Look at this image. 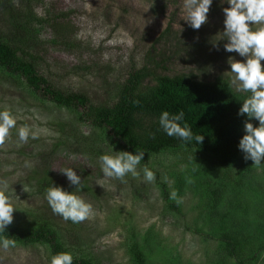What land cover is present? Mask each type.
<instances>
[{
  "label": "rangeland",
  "instance_id": "1",
  "mask_svg": "<svg viewBox=\"0 0 264 264\" xmlns=\"http://www.w3.org/2000/svg\"><path fill=\"white\" fill-rule=\"evenodd\" d=\"M226 2L213 0L207 23L193 30L185 22L184 0H0V39L14 33L11 18L31 19L24 51L30 52L37 73L55 89L84 95L93 106L112 105L126 73L141 68L147 52L162 60L160 76L191 75L208 83L221 76L231 82L227 61L242 58L224 50ZM61 15L74 47L54 46L53 32L39 25V19ZM168 26L170 37L180 42L155 45ZM211 56L214 63L204 62ZM155 84L150 81L148 87ZM2 111L17 120L0 143V182L8 184L16 209L9 227L30 231L47 224L66 252L93 264H264V251L253 259L264 245V162L256 165L241 155L220 168L196 151L167 150L149 155L148 163L141 161L137 168H150L152 182L142 172L138 177L105 178L98 157L112 148L127 150L93 127L81 111L31 92L23 78L0 68ZM22 125L36 138L19 141ZM67 167L81 177L78 194L94 210L79 223L54 215L45 191L37 189L47 173L49 187L53 183L74 191L60 173ZM98 180L104 181L103 187L96 185ZM221 184L224 192L212 195ZM173 191L175 199L170 198ZM224 234L236 243L233 257L225 250ZM51 256L44 243L14 244L0 249V264H49Z\"/></svg>",
  "mask_w": 264,
  "mask_h": 264
},
{
  "label": "trees",
  "instance_id": "2",
  "mask_svg": "<svg viewBox=\"0 0 264 264\" xmlns=\"http://www.w3.org/2000/svg\"><path fill=\"white\" fill-rule=\"evenodd\" d=\"M62 18L63 15L39 19V25L47 26L53 32L50 43L54 46L74 47L70 40L72 31ZM31 22V19L18 21L15 17L11 18L14 33L0 39V68L23 78L31 92L41 94L60 107L81 111L86 121L95 128L105 130L128 152L134 154L135 151H143V163H148L149 155L182 149L196 151L203 157H209L218 167L225 168L243 155L237 146L239 139L244 135L243 125L248 118L246 114L238 115V111L249 93L237 92L227 78L218 76L208 83L194 79L191 75H178L173 78L160 76L157 70L164 69L162 60L157 62L155 54L147 52L141 68L131 67L126 73L124 82L114 95L115 102L112 105L96 107L82 94L55 89L37 73L30 52L24 51L27 31L31 28L30 24H33ZM171 32L172 29L168 26L154 41L155 45H169L173 40L180 42L170 37ZM152 48L154 50V47ZM210 61L214 63L215 59L212 56L206 57L204 62ZM206 63L197 62V65L201 68V65L204 64L205 67ZM150 81H155L156 84L148 87ZM165 110L170 113L183 110L185 122L191 127L194 136H204L203 141L184 142L164 134L159 128L158 118ZM250 122L254 126L258 125L255 120ZM46 174L37 183L40 193L50 185L49 176ZM225 189L221 184L220 187L212 189L211 193L217 196ZM0 235L22 246L44 243L50 248L51 255L66 252L55 232L47 224H40L30 231H19L8 226L6 232ZM230 239V235L222 236L227 245V254L233 257L236 243L229 242ZM262 251L264 245L254 252L253 259ZM73 264L93 263L89 259L73 258Z\"/></svg>",
  "mask_w": 264,
  "mask_h": 264
},
{
  "label": "clouds",
  "instance_id": "3",
  "mask_svg": "<svg viewBox=\"0 0 264 264\" xmlns=\"http://www.w3.org/2000/svg\"><path fill=\"white\" fill-rule=\"evenodd\" d=\"M213 0H184L186 10L185 22L193 30H198L208 21V13ZM228 7L223 8V36L227 43L224 50L236 53L242 59L230 57L227 61L232 74L231 84L236 86L237 92L249 93L243 99L238 115L246 114L247 120L243 125L244 135L239 139L238 150L243 153L245 161L251 160L253 164L264 162V0H227ZM258 26L253 29V26ZM258 122L257 126L250 121ZM159 128L169 137L178 138L184 142L195 140L201 143L204 136H194L191 127L185 122L183 110L177 113L162 111L158 118ZM17 127L16 118L9 111L0 112V143L10 134V130ZM19 141L27 142L29 137L36 138L27 125L17 130ZM143 151L135 153L127 151H114L98 157L100 169L105 178L122 179L131 174L138 177L143 173V179L148 182L155 180V173L146 165L137 170L144 160ZM69 186H75L74 191H68L62 186L51 183L45 190L44 199L47 201L54 215L62 217L65 221L79 223L94 214L91 203L87 202L78 193L82 192V180L75 169L71 167L60 171ZM96 185L103 187L104 181H96ZM177 193L173 191L170 198L175 199ZM16 211L13 199L6 182H0V234L6 232L13 222V213ZM15 241L0 235V249L8 250ZM49 264H73L71 252H60L50 257Z\"/></svg>",
  "mask_w": 264,
  "mask_h": 264
}]
</instances>
